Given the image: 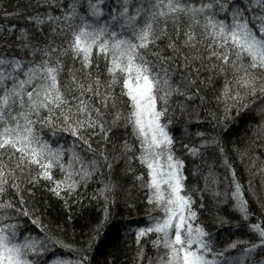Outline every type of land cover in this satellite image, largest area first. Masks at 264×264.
I'll list each match as a JSON object with an SVG mask.
<instances>
[{"label": "snow or ice", "instance_id": "obj_1", "mask_svg": "<svg viewBox=\"0 0 264 264\" xmlns=\"http://www.w3.org/2000/svg\"><path fill=\"white\" fill-rule=\"evenodd\" d=\"M85 4L83 13L73 0L59 15L47 11L28 16L36 32L20 27L17 54L0 52V264H89L92 246L112 218L107 194L114 187L111 180L102 181L96 190L105 200L103 215L81 248L50 232L25 206L21 189L29 180L38 184L42 178L67 206L65 193L86 185L98 169H111L103 145L94 149L90 139L107 142L111 126L121 122L131 128L134 138L130 144L125 134L121 152L143 167L135 179L160 213L134 229L138 246L141 237L152 233L158 253L155 264H248L257 248L264 249V222L248 224L255 242L236 255L214 247L192 206L184 160L173 151L167 105L173 93L181 91L172 84L170 70L180 71L181 79L196 87L197 80L205 83L201 75L205 69L222 77L214 97L225 114L221 120L234 106L239 110L254 102L264 104V0H118L108 11L103 0ZM45 24L48 34L41 37L36 33L43 32ZM8 31L12 34L16 26ZM161 43L171 55L160 54ZM69 56L78 66H68V75L62 78ZM184 91L192 97L200 89ZM42 128L53 136L61 130L69 133L71 144L67 149L62 143L53 146ZM217 149L223 153L219 144ZM198 151L188 148L192 155ZM88 153L92 159H85ZM228 168L233 206L247 219L250 213L241 184L231 165ZM54 169L60 171L59 178ZM205 181L206 187L217 182L211 169ZM25 220L32 227H24ZM236 243L225 247L235 248ZM57 247L78 255H57L53 251ZM143 255L140 248L138 256ZM148 264H153L151 257ZM251 264H264V259Z\"/></svg>", "mask_w": 264, "mask_h": 264}, {"label": "trees", "instance_id": "obj_2", "mask_svg": "<svg viewBox=\"0 0 264 264\" xmlns=\"http://www.w3.org/2000/svg\"><path fill=\"white\" fill-rule=\"evenodd\" d=\"M72 2L73 0H56V3H52L51 0L47 3L44 0H0V52L17 54L15 45L18 41L15 37L20 27H27L30 32H36L27 21L28 16L47 11H51L54 16L59 15ZM76 3L80 12L86 11L85 0H76ZM117 4L118 0H103L106 11ZM12 25L16 26V31L9 34L8 29ZM36 34L41 37L48 34V25L45 24L43 32ZM57 42L62 43V38H58ZM160 47L163 48L160 53L162 56L171 55L170 50L164 47V43H161ZM149 58L153 59V63H157L155 58ZM68 66H78L70 56L65 60L62 78L68 75ZM102 68L103 60H101V72ZM184 71L187 74V70ZM201 75L205 77V83L200 84L197 80L196 87H199L200 91L189 97L184 90L195 92L196 87L189 85L187 80H182L180 71L170 70L172 84L178 85L181 91L174 92L169 98L167 112L171 122L168 127L174 139L173 151L184 160L185 182L191 189L192 206L197 212L198 222L213 237L216 249L224 250L225 255H236L237 250L255 242L256 237L251 233L248 224L256 222L257 219L264 222V167H262L264 166V128L260 127L264 121V104L254 102L239 110L234 106L221 120V116L225 114L214 97L222 77L217 76L214 71L208 72L207 69L201 72ZM208 76H211L210 81L207 79ZM114 91L118 93L119 88ZM201 96L204 97L203 101L200 99ZM109 124L111 126L110 118ZM40 131L50 143H53V146L62 143L67 149L72 142L71 135L62 130L56 136H53L47 128H42ZM126 133L128 143L134 144L131 128L124 126L122 122L111 126L110 139L107 142L103 138L90 139L94 149H99L100 145H103L112 167L110 170L106 166L98 169L86 185L80 184L70 195L65 193L67 206L65 199L49 191L51 185L42 178L38 184H32L29 180L21 189L25 206L41 218L50 232L58 234L65 242L81 248L103 215L105 200L96 190L101 187L102 181L111 180L114 187L107 194L112 218L104 233L93 244L88 256L89 264H148L149 257L155 264L158 255L151 242L154 234L149 233L141 237L139 246L136 241L134 229L145 225L149 216L160 213L148 203L147 190L135 179L138 173L144 171L143 167L135 160H127L121 152L120 142L125 140ZM197 133L203 135L198 136ZM202 140L215 141V143H202ZM217 144L223 148V153L217 149ZM192 147L199 149L196 155L188 152V148ZM127 155H132V151ZM92 158L91 153L85 155V159ZM228 165H231V169L235 172L248 203L250 215L247 219L233 206L232 177ZM210 169L215 173L217 182L206 187L205 174ZM53 174L57 178L61 175L58 169H54ZM27 175L26 172L25 177ZM28 187L32 188V192L27 191ZM8 195L10 197L13 195L11 190ZM117 225L123 227L118 228ZM24 227L32 226L25 220ZM232 241L237 242L236 247L226 248L225 246ZM140 248H143V257L138 256ZM53 251L57 255H78L60 247ZM262 259H264V249L257 248L247 261L251 264L252 261Z\"/></svg>", "mask_w": 264, "mask_h": 264}]
</instances>
